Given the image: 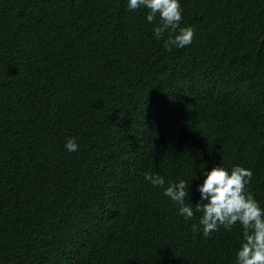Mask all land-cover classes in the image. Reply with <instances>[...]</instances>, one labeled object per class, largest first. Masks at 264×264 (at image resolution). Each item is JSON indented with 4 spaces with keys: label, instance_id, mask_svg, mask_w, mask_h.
<instances>
[{
    "label": "trees",
    "instance_id": "obj_1",
    "mask_svg": "<svg viewBox=\"0 0 264 264\" xmlns=\"http://www.w3.org/2000/svg\"><path fill=\"white\" fill-rule=\"evenodd\" d=\"M180 5L166 51L128 0H0V264H236L240 225L205 237L145 174L195 206L242 166L264 207V0Z\"/></svg>",
    "mask_w": 264,
    "mask_h": 264
},
{
    "label": "clouds",
    "instance_id": "obj_2",
    "mask_svg": "<svg viewBox=\"0 0 264 264\" xmlns=\"http://www.w3.org/2000/svg\"><path fill=\"white\" fill-rule=\"evenodd\" d=\"M141 8L148 10L146 19L154 24L155 37L164 39L167 34L164 40L166 51L192 43L193 29L181 27L183 13L180 0H128L129 10ZM78 147L74 138L65 144L68 152H76ZM204 175L206 178L198 188L201 199L195 206L191 202L186 203V200L190 201V185L184 179L166 182L163 176L151 173L145 174V179L153 187L162 189L163 195L177 206L178 213L186 220L200 213L199 225L205 237L220 227L231 231L240 225L242 242L236 254V264H264V207L248 190L252 171L242 166H235L230 171L215 166Z\"/></svg>",
    "mask_w": 264,
    "mask_h": 264
}]
</instances>
